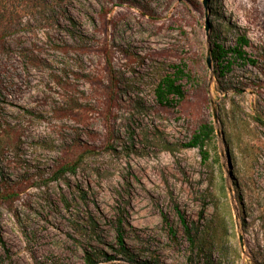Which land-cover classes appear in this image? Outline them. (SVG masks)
Masks as SVG:
<instances>
[{"label": "rangeland", "instance_id": "1", "mask_svg": "<svg viewBox=\"0 0 264 264\" xmlns=\"http://www.w3.org/2000/svg\"><path fill=\"white\" fill-rule=\"evenodd\" d=\"M207 6L0 0V264H200L187 229L215 216L213 261L264 264V0ZM241 36L246 60L217 58ZM203 123L206 159L184 146Z\"/></svg>", "mask_w": 264, "mask_h": 264}, {"label": "trees", "instance_id": "2", "mask_svg": "<svg viewBox=\"0 0 264 264\" xmlns=\"http://www.w3.org/2000/svg\"><path fill=\"white\" fill-rule=\"evenodd\" d=\"M248 44V40L244 37L237 38L236 46L228 49H224L222 46H216L217 58H220L221 61H224L226 55L230 53L233 55V59H245L242 47ZM251 63H255V60H247ZM231 64V60L225 61V64H220V75L224 73ZM186 76L183 69H177L173 77L167 76L162 79L160 84L157 87V95L161 103H168L172 101L174 97L182 98L183 90L182 85L178 83L180 77ZM171 97V99L169 98ZM214 134V129L212 125L203 123L199 128L193 133L191 139L184 145L185 147H198L203 154L204 158L207 157V151L204 150V146L211 140V137ZM77 166V160L74 162H64L60 165L58 173L62 174L65 172L75 171ZM17 191L9 188L7 185H3L0 188V201L3 202H12L17 196ZM226 222L224 216H215L210 220L209 224L201 227L203 230H200V226L194 229H187V238L189 244V260L193 262L194 259H199L200 264H222L220 259L213 261L211 258V252L216 251L218 254L225 256L226 255V239L223 230H226V226L221 227ZM118 242L120 243L121 251H124V246L122 245V238L119 236ZM97 260L90 253L86 252L85 255V264H97Z\"/></svg>", "mask_w": 264, "mask_h": 264}, {"label": "water", "instance_id": "3", "mask_svg": "<svg viewBox=\"0 0 264 264\" xmlns=\"http://www.w3.org/2000/svg\"><path fill=\"white\" fill-rule=\"evenodd\" d=\"M202 4L204 6L205 9H208L207 6V0H202ZM208 13H205V30L207 31L209 29V20H208ZM207 64H209V56H207Z\"/></svg>", "mask_w": 264, "mask_h": 264}]
</instances>
